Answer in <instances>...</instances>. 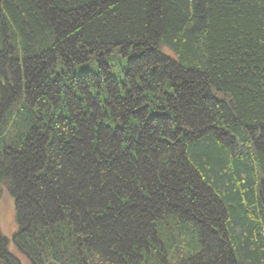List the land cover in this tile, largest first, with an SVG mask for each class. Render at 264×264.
<instances>
[{
	"label": "trees",
	"instance_id": "trees-1",
	"mask_svg": "<svg viewBox=\"0 0 264 264\" xmlns=\"http://www.w3.org/2000/svg\"><path fill=\"white\" fill-rule=\"evenodd\" d=\"M0 187L26 264H264V0H0Z\"/></svg>",
	"mask_w": 264,
	"mask_h": 264
},
{
	"label": "rangeland",
	"instance_id": "rangeland-1",
	"mask_svg": "<svg viewBox=\"0 0 264 264\" xmlns=\"http://www.w3.org/2000/svg\"><path fill=\"white\" fill-rule=\"evenodd\" d=\"M0 230L9 240V250L26 264L25 257L14 249L11 242L12 234L16 230L15 210L12 197L4 187H0Z\"/></svg>",
	"mask_w": 264,
	"mask_h": 264
}]
</instances>
